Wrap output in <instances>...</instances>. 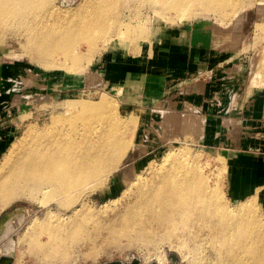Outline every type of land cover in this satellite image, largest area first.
I'll list each match as a JSON object with an SVG mask.
<instances>
[{
	"label": "bare ground",
	"instance_id": "obj_1",
	"mask_svg": "<svg viewBox=\"0 0 264 264\" xmlns=\"http://www.w3.org/2000/svg\"><path fill=\"white\" fill-rule=\"evenodd\" d=\"M58 1L0 0V37L6 33L15 35L23 41L27 55L41 67L69 73L81 71L112 40H120L126 47L127 42L147 38L149 27L144 25L147 12L174 22L198 18L204 13L223 15L225 6L231 7L229 14L236 18L247 10L240 7L245 0H64L63 5ZM211 1L217 3V9L210 7ZM263 1L250 0V3L264 4ZM237 40L236 36L231 42ZM81 41L87 44L84 54H78ZM68 55L72 57L70 60L66 59ZM64 103V110L52 115L49 123L29 128L21 138L11 142L0 162V203L7 205L23 195L35 198L48 208L41 220L50 219L54 228L65 232V229L79 231L78 227L85 224L78 222L89 220L91 208L86 202L119 168L127 147L132 144L125 138L126 126L137 116L132 113L124 118L125 123L120 122L117 104L105 96L96 101L66 99ZM183 113L180 131L190 134L189 130L196 126L194 133L199 134L202 118ZM164 116L168 125L169 111ZM143 148L138 147L134 155L142 154ZM193 158L196 159L185 149H172L160 162L150 160L127 182L120 195L124 198L123 205L117 207L118 201L114 199L96 210L102 215L103 210L111 213L103 228L114 237L126 236L150 244L158 236L163 239L173 236L176 244L183 247L193 242L195 250L209 238L221 256L226 254L219 264H264V222L258 217L256 198L250 197L229 208L222 202L219 188L209 184L210 176ZM219 159L223 164V158ZM50 203H55V210ZM68 209L70 221L62 225L67 219L62 220L61 216ZM14 214L21 215V209ZM9 216L3 219L0 230ZM41 220L32 218L26 232L32 233ZM46 228L51 244L34 240L40 246L31 250L47 260L69 253V249L61 251L59 245L52 243L59 238L52 227L47 225L43 231ZM98 232L87 239L92 241ZM69 244L64 241L61 245ZM13 248L11 237L2 244L0 257H13ZM180 251L183 256L189 254ZM87 255L94 256L95 251ZM155 259L156 264L165 263L162 256Z\"/></svg>",
	"mask_w": 264,
	"mask_h": 264
},
{
	"label": "rangeland",
	"instance_id": "obj_2",
	"mask_svg": "<svg viewBox=\"0 0 264 264\" xmlns=\"http://www.w3.org/2000/svg\"><path fill=\"white\" fill-rule=\"evenodd\" d=\"M63 1L59 0L58 2L63 5ZM195 4H198V1ZM210 7L217 9L218 5L215 1H211ZM240 7L248 11H244L245 13L242 11V15L237 18L231 17L229 14L232 11L231 7L225 6L222 8L225 13L223 15L204 13L198 18H187L174 22L161 20L147 12L148 19L144 22V25L149 27L147 38L137 39L129 44L127 42L126 47L123 45L124 42L112 40L105 49L99 51L101 53H95L92 60L81 71L72 73L57 68L45 69L27 55L22 46L23 41L15 35L6 33L0 37V162L11 142L21 138L29 128H38L49 123L52 115L64 110L66 99L96 101L105 96L117 104L120 122L125 123L124 118H128L132 113L137 116L133 123L126 126L125 138L131 140L132 144L127 147L119 168L107 177V180L93 192L89 201L86 202V206L91 208L90 218L88 221L80 220L78 222L85 225L77 226L79 231L77 229L74 231L65 229L64 232L62 229H56L54 228L55 224L50 219L41 220L47 211L46 209H48L46 206H42L35 198L26 195L19 196L7 205L0 203V221L4 216L10 215L6 220V226L4 225L0 230V255L2 244L12 237L14 240V248L12 249L14 264H101L105 261L115 260L129 262L133 257L137 258L141 264H156L155 257L158 256L165 259L164 264H219L220 258L226 257V254L223 256L219 254L209 238L204 241L199 250H195L194 247L196 246L193 242L183 247L176 244L177 239L173 236L169 239L158 236L150 244L140 242L141 240H129L130 238L126 236L117 235L114 237L103 228L102 225L106 226L109 223L104 221H109L107 216L111 213L109 210H103L105 214L102 215L96 210H99L109 200L114 199L118 201L117 207L123 205L124 198L120 195L126 189L130 178L140 172L150 160L160 162L163 155L172 149H185L196 157L197 160L194 158L193 160L198 162L203 167V171L210 176L209 184L219 188L221 200L229 208L237 206L244 197L241 191H237L238 193L235 194L236 192L230 185V168L225 155L203 142L199 135L194 133L196 126L189 130L190 134H187L184 131L176 132L175 128H169V124L167 125V122L165 124L166 119L163 125L161 115L166 110H162V112L155 110L158 108L155 98L141 95L139 93L140 86L130 87L131 89L127 90L128 94L122 87V92L119 93L117 88L121 84L118 81L112 83L105 80L102 76L105 71H101L100 67L111 51L114 58L120 60L125 67V62L129 65L133 64V60L136 58L138 60L141 58L133 55L143 47L145 41L148 42V39L153 44L158 39L157 43L161 44L163 36L169 35L170 40H172L173 37H179L182 33L191 30L192 27H196L204 30V35H207L208 38L215 39L214 43L212 41L210 44L212 48H215L216 53V57L212 58V63L223 62L225 67L235 66L237 68L242 66L240 70L237 68L232 73L233 78L229 80L231 85L227 87L230 88L229 91L236 93L237 89L241 88L246 91L244 97L254 96L257 93V95H263L264 4L258 2L253 4L250 3V0H245ZM226 14L229 15L226 16ZM236 36L238 37L237 43L233 44L231 41ZM235 44L236 46H234ZM129 45H136V48L130 49ZM86 48V42L81 41L78 54H84ZM70 58L72 57L68 55L66 59L70 60ZM152 78L153 75H151V80ZM204 78L208 80L207 85L211 83L215 78L214 71L208 69L195 71L180 80L197 81ZM183 81L179 83L180 86ZM135 90L137 92H134ZM228 94L230 96L232 93ZM262 97L264 96L260 97L261 100ZM178 98L181 99V94ZM183 101L186 103V100ZM180 107L183 108V105ZM161 108L167 109V106L163 105ZM151 114L154 115L155 121L153 122L150 119ZM193 116L199 117L198 115ZM82 125L83 123L80 121L79 126ZM252 130L253 128L244 129V133L251 135ZM7 131L10 132V136H8ZM259 138L262 139V137ZM249 140L250 143L257 142L254 139ZM137 146L144 147L143 153L140 155H134V152L136 153L140 149ZM252 147L256 149V146ZM253 149L245 151L251 154L255 152ZM219 157L223 158V164L219 162ZM225 163L227 168H225ZM248 196H257L258 217L264 222V186L255 187L247 193L246 197ZM49 206L53 210L56 208L55 203H50ZM18 209H21V215L14 214ZM70 214L71 209L66 210L62 216L60 214L62 220L67 219L62 225H66L70 221ZM34 217L41 220L38 228H35L32 233L26 232L28 223ZM2 222L3 220L0 225ZM47 225L54 229V234L59 238L52 243L59 245L61 251L66 252V249L70 251L69 253H62L61 258L58 255L47 260L31 250V247L38 248L40 246L33 242L34 240L51 244L49 230L46 228L43 231ZM96 230H99L97 237L92 241L88 240L87 238L93 235ZM161 234L158 233V235ZM248 237L251 238L250 235ZM64 241L70 244L61 245ZM179 249L186 253L189 252V254L183 256ZM90 251H95V255L88 256L87 253ZM66 256L67 259L65 260Z\"/></svg>",
	"mask_w": 264,
	"mask_h": 264
},
{
	"label": "crops",
	"instance_id": "obj_3",
	"mask_svg": "<svg viewBox=\"0 0 264 264\" xmlns=\"http://www.w3.org/2000/svg\"><path fill=\"white\" fill-rule=\"evenodd\" d=\"M204 32L200 28L192 27L172 40L169 35L163 36L161 44L157 43L158 39L155 44L148 39L133 55L141 58L133 60V64L128 65L125 62V67L120 60L114 58L111 51L100 70L105 71L102 74L105 80L112 83L118 81L121 84L117 88L119 93L122 92V87L127 92L130 87L140 86L141 95H148L157 101L158 108L155 110H172L169 111V128H175L176 132L180 131L179 120L184 113L175 110L202 118L199 138L225 155L229 162L230 185L235 194L242 192L244 201L250 198L246 197L249 191L257 186H264V97L262 100L260 98L264 93L244 97L246 91L241 88L237 89L236 93L229 91L230 88L227 87L231 85L229 80L233 78L232 73L237 68L240 70L242 66L225 67L223 62L212 63L216 53L210 44L212 41L214 43L215 39L208 38ZM207 69L213 70L215 75L208 85L207 78L197 81L180 80L190 73ZM228 93L232 94L229 96ZM183 100H186V103ZM163 105H166L167 109H162ZM180 105H183V108ZM166 111L161 115L163 125ZM150 119L151 122L155 121L154 115L151 114ZM249 128H253L251 135L244 133V129ZM9 133L7 131L8 136ZM249 139L257 142L250 143ZM252 146H256L257 150ZM251 148L255 150L254 153L245 151Z\"/></svg>",
	"mask_w": 264,
	"mask_h": 264
},
{
	"label": "water",
	"instance_id": "obj_4",
	"mask_svg": "<svg viewBox=\"0 0 264 264\" xmlns=\"http://www.w3.org/2000/svg\"><path fill=\"white\" fill-rule=\"evenodd\" d=\"M5 217L6 216H4L3 219ZM0 264H13V257H8V256L0 257ZM101 264H140V262H139V260L137 258L133 257L129 263L128 262H122V261H119V260H115V261H105V262H103ZM151 264H155V263H151Z\"/></svg>",
	"mask_w": 264,
	"mask_h": 264
}]
</instances>
